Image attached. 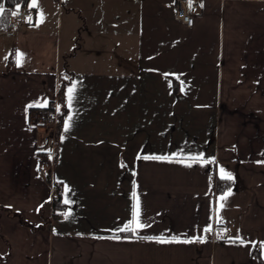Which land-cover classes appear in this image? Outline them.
I'll return each mask as SVG.
<instances>
[{"label": "crops", "instance_id": "crops-1", "mask_svg": "<svg viewBox=\"0 0 264 264\" xmlns=\"http://www.w3.org/2000/svg\"><path fill=\"white\" fill-rule=\"evenodd\" d=\"M197 1L191 28L175 0H36L0 31V264H264V0ZM133 193L150 227L121 236Z\"/></svg>", "mask_w": 264, "mask_h": 264}, {"label": "snow or ice", "instance_id": "snow-or-ice-1", "mask_svg": "<svg viewBox=\"0 0 264 264\" xmlns=\"http://www.w3.org/2000/svg\"><path fill=\"white\" fill-rule=\"evenodd\" d=\"M203 6V5H201ZM28 7L29 8H34L36 7V0H31V3L28 4ZM19 8H20V5L17 4L16 5V9L17 11H14L12 13V15H17L18 14V11H19ZM5 12V9L3 7L2 4H0V15L4 14ZM31 19L32 17L29 16L27 17V20L29 22H31ZM42 14H40V21L39 22H42ZM5 59H7V57H5ZM22 60H23V56H22V53H20L19 51H17L16 53V63H17V66H20V64L22 63ZM167 75V74H166ZM75 88H76V85L73 84L72 87H69L67 89V98H68V104L69 106L71 105L72 103V100H73V93L75 92ZM182 90H183V83H182ZM33 106H44V105H29V107H33ZM59 111V108L57 109ZM71 119V117H69L68 120H65L64 124H65V130L67 131V129L69 128V120ZM140 158V157H138ZM143 159H155V160H165V159H169V157H166V156H144L142 157ZM202 158V157H200ZM194 160L198 159V158H193ZM258 163H264V161H258ZM123 166V165H122ZM220 176H221V179H226V180H232L233 179V176L231 173L229 172H226L223 168L220 169ZM67 190V189H66ZM232 194L231 192V189H229V191L225 192L220 198L219 200L221 201V203L219 204V208L217 209V212L219 211L220 208H223L224 207V204L222 203L223 201H225L227 199V197H229L230 195ZM133 199H134V203H133V206H132V213H131V219L126 221L122 227H118L117 229H115L114 231L115 232H122V233H129L131 232L133 235H135L140 229H143V228H146V227H150V225L148 224H145L142 222L141 220V207H140V201L138 199V197H136V194L133 193ZM65 203H69L68 200H65ZM65 218L68 217L69 213H65ZM218 222H222V221H219ZM204 231L208 232V231H211V225L207 226ZM226 231V230H225ZM113 239H117L119 240L121 237L120 236H114L112 237ZM143 239H146V240H157V242L159 243H174V242H183V243H192V240H179L178 237H173L172 239H164V238H161V237H150V236H145V237H142ZM195 239H198L200 242H203V237H197ZM230 242H233V243H240L241 245L245 244L246 242L239 236L235 237V238H229ZM253 245H255L257 242L255 241H252L251 242ZM259 246L262 250H264V242H260L259 243Z\"/></svg>", "mask_w": 264, "mask_h": 264}, {"label": "trees", "instance_id": "trees-1", "mask_svg": "<svg viewBox=\"0 0 264 264\" xmlns=\"http://www.w3.org/2000/svg\"><path fill=\"white\" fill-rule=\"evenodd\" d=\"M28 0H4V9L5 12L4 14L0 15V31H6L9 30L8 28V23H9V13L11 7L19 4V5H27ZM8 62L10 64L13 63V56L10 55ZM67 80L66 78H61L60 79V84L58 86V92H57V106L59 108V111L57 110V120H56V125L58 128H60L64 113H65V108L63 106V95H64V88ZM57 108V109H58ZM46 181L52 183L53 188H54V193L52 196V215L56 218L60 217L62 212L65 209V203L62 199V193H61V183L60 182H55L54 179L51 180L49 175H46ZM213 186H214V191L216 194H221L229 189H232L234 186V181L233 180H226V179H221V178H214L213 180ZM119 235L121 236H127L131 235V232L129 233H122L120 232ZM260 251L261 248L259 245H254L252 248V255L254 257H259L260 256Z\"/></svg>", "mask_w": 264, "mask_h": 264}, {"label": "built area", "instance_id": "built-area-1", "mask_svg": "<svg viewBox=\"0 0 264 264\" xmlns=\"http://www.w3.org/2000/svg\"><path fill=\"white\" fill-rule=\"evenodd\" d=\"M198 5L197 0H175L174 4V18L187 28H191L194 24V16L192 10ZM14 11H17L16 5L11 7L9 13V30L16 28L19 24L23 23L26 16L29 15L30 10L28 5H20L17 15H12ZM57 101L52 100L43 109L36 110L35 118L39 125H51L56 124L57 120ZM209 232H205L207 235Z\"/></svg>", "mask_w": 264, "mask_h": 264}]
</instances>
